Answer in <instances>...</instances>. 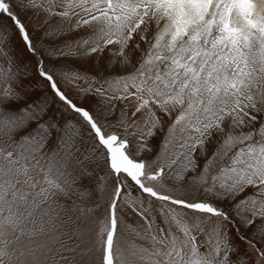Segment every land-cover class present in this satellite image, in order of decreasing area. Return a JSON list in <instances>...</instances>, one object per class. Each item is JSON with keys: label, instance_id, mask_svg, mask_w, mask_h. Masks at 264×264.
I'll list each match as a JSON object with an SVG mask.
<instances>
[{"label": "snow or ice", "instance_id": "snow-or-ice-1", "mask_svg": "<svg viewBox=\"0 0 264 264\" xmlns=\"http://www.w3.org/2000/svg\"><path fill=\"white\" fill-rule=\"evenodd\" d=\"M14 7L46 18L75 19L76 30L92 29L77 41L87 46L83 55L120 46V68L105 67L99 79L69 71L62 75L69 84L91 80L99 85L95 95L104 100L106 121L122 105L115 123L107 126L125 135L107 131L41 64L39 76L66 110L81 118L83 131L55 116L43 121L49 106L21 107L23 98L0 69L7 82L0 88V264H93L92 249L73 218L75 208L65 206L59 224L57 208L58 198H67L77 180L91 181L101 162L115 187L97 233L100 264H245L231 258L236 250L228 229L256 248L245 232L257 220L264 222V0H17L15 5L0 0V16L12 22L27 50L36 54ZM142 43L147 51L133 63L126 50H140ZM80 91L87 95L91 89ZM163 117L168 127L156 159H138L152 152L148 140L156 129L164 131ZM52 129L59 142L46 152ZM85 132L91 143L81 151L76 138L83 141ZM53 167L65 177L63 183L52 175ZM170 171L181 181L192 173L191 183L216 200L231 202L237 219L212 202L158 192L152 185H163ZM132 188L161 202L164 226L153 229L150 204L145 208L143 202L137 206L125 200L144 221L142 239L147 241L131 244L126 254L115 239L117 211L121 194ZM97 189L102 192L104 185L98 183ZM94 210L80 208L81 214ZM204 217L216 218L210 229L203 226ZM256 250L264 259V250Z\"/></svg>", "mask_w": 264, "mask_h": 264}, {"label": "rangeland", "instance_id": "rangeland-1", "mask_svg": "<svg viewBox=\"0 0 264 264\" xmlns=\"http://www.w3.org/2000/svg\"><path fill=\"white\" fill-rule=\"evenodd\" d=\"M7 2L15 5L17 0H7ZM13 10L19 14L20 19L25 24L33 46L36 49V54L29 52L12 22L8 20L6 16H0V69H3V71L7 73L10 78L11 86L18 91L23 98L20 102L21 107H26L28 104L33 103H46L49 106V111L47 115L43 117V121H47L49 118L55 116L61 124H63L64 121H71L72 124L80 127L83 131V121L81 118L70 110H66V106L59 102L52 94L47 82L39 76V65L42 64L46 71L53 74L58 86L73 100V102L88 109L99 122L105 126L107 131H118L121 135H125L122 129H113L107 126L109 122L115 123L122 105H118L115 114L108 117L106 121L101 115L102 109H106L104 100L102 97L95 95V89L99 85L92 83L91 80L88 82L80 80L78 83L69 84L62 75L63 72L69 71L70 73L78 72L81 76H95L99 79L100 75L106 74L104 72L105 68L102 69L100 66L103 65L105 61L102 52L94 54L95 58L93 59V64L96 66L95 69L90 70L84 66H78L80 65L78 61H82L92 55H83L87 48L86 45L77 46V41H79V39L87 37L84 36V33L82 37V33H80L82 32L81 30L77 31V34H75L73 38L71 37V39L66 35H73L70 30L71 26H73L72 22H74L75 19L67 21L60 17L46 18L44 13H36L32 10L25 12L18 7H14ZM149 39H151V35ZM115 46L116 48L113 49L110 47V49L108 47L105 48L108 49L109 53L117 52V56L111 59L110 62H107L106 67L109 70L120 68V46ZM141 46L142 52H146L148 47L147 44L142 43ZM61 51L64 53L78 54L61 55ZM5 53L7 55H5ZM141 54L135 57L136 61L133 55H130L131 58L134 59L133 63L137 62ZM76 58H78V61ZM128 70H131V66H129ZM5 86H7V82L3 76L0 75V88ZM81 87L90 88V93L87 95L83 94L80 91ZM128 110L131 111L132 109L129 108ZM163 119L165 121L164 131L156 129V136L148 140L149 145L152 147V152L142 153L137 157L138 159H147L149 161L156 159L157 153L160 152L159 142L163 140L168 127V118L163 117ZM35 126V123L31 124V128H35ZM252 127H258V124H254ZM128 138L132 139V137ZM76 139L78 140V146L81 147V151L88 148L91 143L86 132L84 133L83 141H80L79 138ZM58 142L59 141L56 139V130L52 129L51 143L46 146L45 151L48 152L49 148H54ZM48 154L49 156L51 155L50 152ZM41 163H44V161L42 160ZM161 163H166L162 156ZM92 167L94 166H90V168ZM33 174L35 175L36 172ZM52 175L56 176L61 183H63L65 177L58 176L56 167H53ZM192 175V173H188L185 180L181 181L176 179L175 171H170L165 175L163 185L156 183L152 186L158 192L172 195L175 198L184 199L189 202H212L217 207L228 212L234 220L237 219L235 216L236 209L231 202L216 200L213 196L201 190L199 186L193 185L190 179ZM99 177H104V180L99 181ZM67 178L71 180V177ZM98 183L104 185V190L102 192L97 189ZM114 187L113 178L107 175V169L103 167L101 162L100 167L95 168L94 176L91 181H89L88 178L77 180L72 185V189L69 191V196L67 198L64 196L58 198L57 224H59L60 218L64 216L65 206H73L75 208L73 218H78V231L82 233V239L86 241V246L92 249L89 255L92 257L93 264H100L99 258L101 252L98 251L99 240L97 233L99 232L101 223L106 222L107 209L113 198ZM86 191L90 193V195L85 194L81 196V193H85ZM250 192L251 190H249V193ZM249 193H245V195ZM125 200L135 201L137 206L143 202L145 208H149L150 204L149 211L152 217L155 218V223L152 226L154 230L157 226H164V218L159 211L161 202L156 201L154 198L147 197L146 194H141L135 188L125 190V192L121 194V200L118 202V226L115 239L117 245L123 248L124 252L127 254L131 244H146L147 241L142 239L144 235V221L132 211L128 204L124 202ZM73 201H75L74 205ZM97 204L99 208H96ZM81 207H92L95 210L93 212L86 211L81 214ZM164 207H168V205L165 204ZM37 218H39V215ZM204 219L207 222L203 226L206 229H210L216 218L204 217ZM245 234L248 239H251L255 243L256 248L250 247L247 240H240L238 238L239 233L232 231L231 227L228 229L231 244L236 250L231 254L232 260L237 261L238 258H242L245 264H264V259L259 256L256 250L257 248L264 250V222L257 220L255 227L246 231ZM201 239H203V237H201ZM48 264H55V262L49 260Z\"/></svg>", "mask_w": 264, "mask_h": 264}, {"label": "bare ground", "instance_id": "bare-ground-1", "mask_svg": "<svg viewBox=\"0 0 264 264\" xmlns=\"http://www.w3.org/2000/svg\"><path fill=\"white\" fill-rule=\"evenodd\" d=\"M254 2H257V0H254ZM75 22V21H74ZM74 22H72L73 23V25H74ZM75 30V31H74ZM79 30H81L82 32H80V33H82V37H83V33H84V36H88V35H90L91 34V32H92V29H90V30H88V29H83V28H81V29H79ZM79 30H76V29H74L73 28V26H71V32L73 33V35H69V34H66L67 35V37L68 38H70L71 39V37L73 38L74 36H75V34H77V31H79ZM76 32V33H75ZM79 34V33H78ZM80 40V39H79ZM111 49H113V48H116V46L115 45H112V46H109ZM108 47V48H109ZM109 48V49H110ZM127 51V53L129 54V55H133V57L135 58V57H137L138 55L140 56V54H141V52H142V46H141V49L140 50H137V51H135V52H132V50L131 49H128V50H126ZM98 54V53H97ZM131 55V56H132ZM102 56L105 58V61H104V63H103V65H100L101 66V68L103 69V68H105L106 67V65H107V62H110V60L111 59H113L115 56H117V52L115 51L114 53H109V51H108V49H104V51L102 52ZM95 58V55L93 54L91 57H89V58H85V59H83L82 61H78V58H76L77 59V61H78V63L80 64V65H78V63H77V65L78 66H84V67H86L87 69H90V70H92V69H95L96 68V66L93 64V59ZM140 58V57H139ZM119 60H120V56H119ZM132 60H134L133 58H132ZM135 61H136V58H135ZM166 119V118H165Z\"/></svg>", "mask_w": 264, "mask_h": 264}]
</instances>
